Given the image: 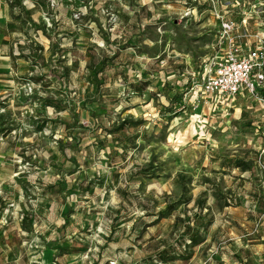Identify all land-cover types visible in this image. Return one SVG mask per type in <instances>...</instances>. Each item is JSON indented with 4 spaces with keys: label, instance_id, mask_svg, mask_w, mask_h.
I'll list each match as a JSON object with an SVG mask.
<instances>
[{
    "label": "rangeland",
    "instance_id": "1",
    "mask_svg": "<svg viewBox=\"0 0 264 264\" xmlns=\"http://www.w3.org/2000/svg\"><path fill=\"white\" fill-rule=\"evenodd\" d=\"M16 3L0 264H264V97L201 88L223 19L264 40V0Z\"/></svg>",
    "mask_w": 264,
    "mask_h": 264
},
{
    "label": "built area",
    "instance_id": "2",
    "mask_svg": "<svg viewBox=\"0 0 264 264\" xmlns=\"http://www.w3.org/2000/svg\"><path fill=\"white\" fill-rule=\"evenodd\" d=\"M254 38L259 41L258 46L245 49L237 44L239 36L234 22L230 18L221 21L218 53L204 65L201 73L205 95L220 102L264 89V40Z\"/></svg>",
    "mask_w": 264,
    "mask_h": 264
},
{
    "label": "crops",
    "instance_id": "3",
    "mask_svg": "<svg viewBox=\"0 0 264 264\" xmlns=\"http://www.w3.org/2000/svg\"><path fill=\"white\" fill-rule=\"evenodd\" d=\"M16 0H0V64L8 65L6 68L0 67V77H12L19 73V70L12 69L10 63H17L19 53L14 50L12 39L16 23ZM20 12V9H18ZM34 23H36L34 21ZM11 47L9 49L8 47ZM2 82V80H0ZM7 85H0V92H6ZM14 90V88H11ZM16 162L0 164V185L15 175Z\"/></svg>",
    "mask_w": 264,
    "mask_h": 264
},
{
    "label": "trees",
    "instance_id": "4",
    "mask_svg": "<svg viewBox=\"0 0 264 264\" xmlns=\"http://www.w3.org/2000/svg\"><path fill=\"white\" fill-rule=\"evenodd\" d=\"M256 91H259L261 95L264 97V89L263 88H258ZM176 99V98H174Z\"/></svg>",
    "mask_w": 264,
    "mask_h": 264
}]
</instances>
